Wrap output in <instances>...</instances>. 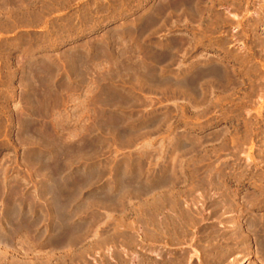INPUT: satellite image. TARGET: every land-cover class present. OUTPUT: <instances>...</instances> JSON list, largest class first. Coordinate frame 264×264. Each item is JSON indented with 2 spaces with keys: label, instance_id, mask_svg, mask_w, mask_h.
Masks as SVG:
<instances>
[{
  "label": "rangeland",
  "instance_id": "374dc122",
  "mask_svg": "<svg viewBox=\"0 0 264 264\" xmlns=\"http://www.w3.org/2000/svg\"><path fill=\"white\" fill-rule=\"evenodd\" d=\"M253 1L254 12H175L166 28L147 37L148 43L189 42L204 31L213 40L228 39L227 51L204 46L194 54L202 66L231 70L224 79L239 82L208 96L214 105L207 110L209 104L198 109L196 100L169 84L183 79L182 49L163 85L143 83L124 69L128 48L139 42L132 29L161 0H0V264H147L144 258L157 255L149 252L152 239L139 230V220L150 218L156 201L165 203L158 195L166 188L140 196L137 189L140 182L157 185L155 176L165 177L162 168L177 154L186 169L173 167L172 175H186L183 193L198 202L204 226L215 223L212 208L226 196L234 207L219 212L225 221L245 218L253 199L264 212V44L252 43L255 33L264 40V12H258L264 1ZM217 13L228 25L213 34L209 26ZM225 52L247 58L249 73ZM176 139L180 152L173 149ZM185 195L182 205L196 207ZM197 234L202 230L193 240L156 247L163 255H184L182 264H206L207 240ZM249 243L220 264L236 258L237 264L260 263L255 242Z\"/></svg>",
  "mask_w": 264,
  "mask_h": 264
},
{
  "label": "bare ground",
  "instance_id": "6f19581e",
  "mask_svg": "<svg viewBox=\"0 0 264 264\" xmlns=\"http://www.w3.org/2000/svg\"><path fill=\"white\" fill-rule=\"evenodd\" d=\"M143 1H148V0H139V3L138 4L140 5V3H142ZM254 6L256 7V2L253 1V0H161V2L159 3V5H157L155 7V9L153 11L154 13L152 15L150 14L151 16H149V17L146 16L147 18L140 20L141 22H140L139 26H137V27H135V28L132 29V33L134 35L132 34L131 36L132 37L135 36L138 39L139 42H137L138 43L137 48L134 47L133 50H129V48H130L129 47L128 50L126 49L127 50L126 53L128 55H130L129 56L130 57V64L129 65L126 64L125 67H124V69L126 71H128L129 73L132 74V75L130 74V77H132V76L133 77H138V79L141 80L143 83L144 82L145 83H147V82L148 83L149 82H153L155 85L156 84L159 85V86L161 84L163 85L165 83V80L167 79L165 77V75L170 70L171 65L174 64V63H176L179 60L178 59L179 57L177 56L178 57L177 58L176 55H177V53H180V50L182 49L181 50L182 51V54L181 55H183L182 56L183 59H181V58L180 59H181L182 62H186L187 61V63H186L187 66H186V68H184L183 73H182L183 74V79L182 80H179L178 82H175L174 81L172 83L169 81L170 82L169 84L172 85V86H177L178 88H180V91L178 89L179 93L180 92L184 93L185 96L189 97V99L196 100L198 102L197 105L199 106L198 109H200V106L204 107V105L207 106L209 104L207 106V110H209L214 105V102H213L214 99H213V101H211L208 98L209 97H212V95H214L216 93L217 94L218 93L219 94L222 93L223 91H225L226 87L228 85H230L229 82L231 83V81H229V80H233V78H231L229 76L230 78L227 81L226 79H228V78H227V75H226L227 74L226 71L227 72H230L231 70L230 71H228L226 69L224 70L223 69L224 67H221L219 64L212 63V62L210 64H207L205 66H202V63L200 61V59H201L200 58V55H198V54L197 55H194V54H195V52L200 47H203L204 48V46L205 47H212V48L216 47V48H219L221 50H224L227 47L228 43H229L228 39L220 38V39L213 40L212 37H211V35L207 34L204 31L200 32V36L196 34V35L193 36V38L191 37L192 39L189 42H186L187 40L184 41V42H182L181 40L172 41V42L171 41L170 42L169 41L168 42L167 41L166 42H162L163 41L162 40V41L155 42V43H148L147 42L148 41L147 37L149 38V36H151L152 34L155 35L159 31H161L162 29L166 28L169 25L168 24L169 23V19H171L173 17L172 14L174 15L175 12H179V13L181 12L180 15H183V14H185V15L186 14H190L191 15L192 14L193 17H194V16H197L198 12H211V13H213V12H230V11L231 12H254V11L251 10V7H254ZM226 10H228V11H226ZM258 12H264V2L258 6ZM10 18H12V17H10ZM10 18H8V19H10ZM16 21H18V20H16ZM212 21H213V24L210 25V26L208 25V26L210 27L209 29H211L210 32H213V34L216 31H218L219 29H221V28L225 27L226 25H228V19L224 18L219 13L215 14V18H213ZM212 21H211V23H212ZM257 25H258V23H256L254 25L255 28L254 27H252V28L250 27V29L253 30V28H254L256 30ZM208 26H207V28H208ZM147 32H148V34H147ZM255 34H256V40L255 41L253 40L252 43L255 44V45H261V46H263L264 40L261 37H259V35H257V33H255ZM185 45H187V46L185 47ZM104 47L106 48L105 50H106V53H107V56H108V54L110 53L111 47L107 43L105 44ZM224 51H227V49L224 50ZM126 53H125V55H126ZM225 53L228 54V56H230L231 60L234 63V66H237L238 65V68L240 69L241 72H242V70H244V72H243L244 74H245V71H246V73H249V68L247 70H245V65H246L247 61H249V60H247V58L246 59H241L243 57H239V55H237V54L232 55L229 52H225ZM132 56H133L134 59H131ZM201 56H202V54H201ZM129 57L127 56V58H129ZM120 59H121V57H120ZM125 59H126V57H125ZM125 59H123V61H125ZM121 63L122 62L120 61V64ZM163 64H164V66L162 67L161 65H163ZM251 69L252 68L250 67V71H251ZM255 71L256 70H254V72ZM252 72H250V73L252 74ZM223 73H225L226 76L223 77ZM245 75H247V74H245ZM248 75L251 76L250 74H248ZM255 75H257V74H255ZM224 78H226V79H224ZM235 79L236 78H234V80ZM260 79H259V81H260ZM22 80H23V78H22ZM224 82H226V84L227 83L228 84L226 85V84H224ZM237 83L239 84V82H237ZM237 83H235V84H237ZM233 84H234V82H233ZM233 84L231 85L232 87H234ZM23 86H24V83H23ZM172 86H170V87H172ZM235 86H237V85H235ZM25 87L27 88V87H29V85L28 84H25ZM176 90H177V88H176ZM200 91H202L201 92V95H200ZM131 94L132 93H127L129 99H131V97L133 95V94L132 95ZM246 94H248V93H246ZM249 94H248V97H249ZM113 95L111 96V99H116L117 98L118 99V102H119L120 99L118 98V96L115 97V95L114 96ZM246 97H247V95H246ZM107 98L109 100V97H107ZM257 100H259V99H257ZM29 102L30 101H28V103ZM132 102L129 103V104L132 105ZM215 105H216V103H215ZM241 109H242V107H241ZM207 110L205 112H207ZM167 128H168V126H167ZM180 143H181V140L180 141H179V139L174 140V143H173L174 147H173V149L176 150V151L178 150V152H180L179 151L180 150V148H179ZM195 147H197V146H195ZM226 148H228V145L226 146ZM197 149L199 150V148H197ZM185 152H183V153H185ZM195 152H196V150H195ZM177 155H175L174 159H172L173 161L171 162L170 166H167V165H164L163 164L164 167H166V168H162V174L165 177H162V175H160V174L159 175H156L155 177L158 176L157 179L160 180V182L157 185H155V184L154 185H147L145 182H143V183L140 182L139 183V187L137 189L138 190L137 192H139L138 195L140 196V194L143 195V194L149 193L151 191L153 192V190L155 191L156 188L157 189L158 188H161L162 189V188L165 187L166 190L159 191V193H163V194H160L158 196H161V195H162V197L165 196V197H163V199L164 198H166V199L168 198L167 200L166 199L164 200L165 203H162L161 202V204H159V203H157L158 201H156V203L153 205V207L148 211L149 214H150V218L147 219V221H145V219L142 220V218H140L141 220H139L140 221V228H139V230L141 229L142 231H145L144 233L146 234V237L147 236L148 237L150 236V239H152L150 242H148L149 243V246H150L149 252L155 253L157 255L156 258H153V259H150L149 257L144 258V259H148V261L146 263L147 264H182L184 262V260H185V256L184 255H181V254L175 255L173 253H170V255H163L162 254V251L161 252L159 251L160 248H157L156 247V246H158L157 244L159 243V246L162 245L164 248H168L170 245L172 246V244L173 245L174 244H179V243L183 242L185 239H187V240H189V239L193 240V236L192 237H190V236L191 235H194V234L200 232V230H202L203 235L202 234H200V235L204 236V238L207 240L206 249L204 251L205 252L204 255H206L205 256V259L207 258V260L204 263H206V264H220L221 262L223 263V260L226 258V256L228 254H230L231 252H233V250L234 251H237V250H235V248H240L242 250L248 249L249 246H250L249 241L252 240V241L255 242V244L257 246V254H259L260 255V258H261L260 263H258V264H264V212L263 213H259L258 212L260 209L263 208V206H261V203H260V205L257 204L258 201H257V203H254V201H256L257 199L256 200L253 199L254 201L252 203L251 202L252 199H251V201H249V203L251 202L248 205L249 207L247 206L248 208L244 210L245 213H246V215L248 214L247 216H245V218H243V219H233L231 221H225L223 219L222 215L219 214V212L221 210H222V212L223 211L225 212V210L232 209L234 207V206H232L231 200H229L231 198H229L228 196H226L227 194L225 193L226 195H223V196H226L225 197L226 199L225 200L218 201V203L216 205L214 204L215 205L214 206L215 208H212V209H214V213H215L214 215H217L216 216V221L214 220L215 223L214 222H211L210 224L208 223L209 226H204L203 224H204V221L206 220V218L203 215V212H201V210H200L201 208H198L197 207L198 202H197V204L195 203L196 200L193 197L192 193H190L192 195V199L191 198L190 199L191 200H193V199L195 200V201L193 200V202H194V204H196V207H192V206L189 207V205H188V207H186V206H183L182 205V203H184V202H182V203L180 202L181 201L180 199H182L183 196L185 195L183 193L185 191L183 189V187L187 185L185 183V181H186L185 176L186 175L184 176V178H185L184 179L183 176H182L183 173H182L181 176L179 174H177L180 177L177 176L178 178L176 179V175L173 177L172 173H173V171H176V170H173L174 169L173 167H175V168L178 167L179 168L178 170H180V171L181 170H185L186 168L184 169L182 167H184L183 166V163H184L183 161L186 160V159L182 160V158L179 155L178 156ZM183 157H184V154H183ZM200 160H198V161H200ZM188 163H190V162H188ZM184 165H185V163H184ZM169 167L171 168V170L169 169ZM209 168H208V170H209ZM178 170H177V172H178ZM209 171H211V169ZM170 173H171V175H170ZM189 173H190V171H189ZM212 173H214V171H212ZM214 175H215V173H214ZM210 176H212V175H210ZM216 178L211 179V181L216 180ZM197 181H196V183H197ZM177 183H180V184L182 183V185H180V184L179 185H176ZM183 183H185L186 185L183 184ZM199 184L202 186V183H199ZM199 184H197V185H199ZM216 185L215 186L218 187V185H220V182L217 181L216 182ZM191 187H190V189H191ZM195 187H196V185H195ZM195 187H192V190ZM219 187H221V186H219ZM49 189L50 188H48V184L45 185L44 192L45 193H48V192L50 193ZM176 189H177V191H179V194L176 193L177 192ZM226 190L227 189H225V191ZM190 194H188V192H187V194L185 195V197L186 198H187V196L190 197ZM211 195H212V193H211ZM108 197H109L108 199L111 200L112 197L111 196H108ZM124 197H126V196H124ZM50 198H51L50 204L52 205V207H54L52 209V211L54 213H56L57 212L56 209H57L58 203L56 205L54 196H52ZM76 198H77V195L75 196V199ZM77 199H79V198H77ZM73 200H74V198H73ZM248 200H250V199L248 198ZM199 201H201V200H199ZM227 226L230 227V228H227ZM200 235H198V236L199 237H202ZM0 237H1V233H0ZM72 239H73L72 237H68L67 240H66V242L72 243L73 242ZM145 239H148V238H145ZM145 241L146 240H144V242ZM145 243H147V242H145ZM161 249H162V247H161ZM244 252H246V251H244ZM43 262H45V261H41L42 264H43ZM45 264H49V263H47V261H46ZM231 264H237V258L234 259V261Z\"/></svg>",
  "mask_w": 264,
  "mask_h": 264
}]
</instances>
